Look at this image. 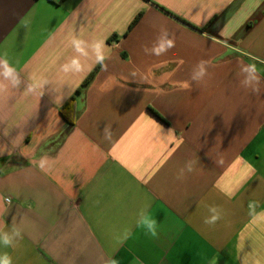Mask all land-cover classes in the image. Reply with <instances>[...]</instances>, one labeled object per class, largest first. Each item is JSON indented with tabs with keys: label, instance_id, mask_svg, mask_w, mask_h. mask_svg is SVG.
I'll return each mask as SVG.
<instances>
[{
	"label": "crops",
	"instance_id": "obj_1",
	"mask_svg": "<svg viewBox=\"0 0 264 264\" xmlns=\"http://www.w3.org/2000/svg\"><path fill=\"white\" fill-rule=\"evenodd\" d=\"M164 29L175 46L146 52ZM74 37L107 56L82 94L99 64L61 70ZM3 53L23 81H0V231L23 234L0 246L12 264H264L248 207L264 211V0H0ZM247 64L259 93L240 85ZM145 208L157 238L137 226Z\"/></svg>",
	"mask_w": 264,
	"mask_h": 264
},
{
	"label": "clouds",
	"instance_id": "obj_2",
	"mask_svg": "<svg viewBox=\"0 0 264 264\" xmlns=\"http://www.w3.org/2000/svg\"><path fill=\"white\" fill-rule=\"evenodd\" d=\"M71 45L75 52L76 56H73L68 62L61 65V70L64 73H79L83 70V65L81 63L80 57H88L93 55L95 62L102 67L105 65L107 56L105 55V44L103 41L95 42L90 46L87 42L73 38ZM175 46V37L171 36L166 29L162 30L160 35L157 37L156 41L153 43L152 47L145 48V51L156 56H160L168 52L171 48ZM241 73H246L240 79L241 87L245 89H250L253 93L260 92L261 76L259 75L256 64H247L241 65L238 76ZM208 75V62L201 60L199 61L192 73L190 80L199 84L204 78ZM0 81L6 82L4 85L5 88L10 87L11 89H19L23 86V81L20 75V72L17 68L12 65L7 59V53L0 54ZM185 88H190L191 84L186 82ZM33 86H27L25 88L26 93H31L33 91ZM110 131L108 128H105V138H110ZM49 157L41 156L38 162V167L41 171L50 172L51 166L49 165ZM186 170L192 172L193 163L189 162L186 165ZM185 169H181L180 177L183 176ZM178 177V178H180ZM249 215L251 216V222L257 226L264 225V211H257V203L250 202L249 205ZM209 216L205 217L204 223L208 226H214L221 218V211L215 207L211 206L208 209ZM137 226L145 230L147 235H150L152 238L158 237L157 231V221L150 214L147 213V209L141 210L139 217L137 219ZM23 238V234L20 229L12 227L7 231H0V246L5 248L12 246L16 241ZM0 264H12V259L7 253L0 254ZM109 264H116V262L110 261ZM255 264H260L259 260L255 261Z\"/></svg>",
	"mask_w": 264,
	"mask_h": 264
},
{
	"label": "trees",
	"instance_id": "obj_3",
	"mask_svg": "<svg viewBox=\"0 0 264 264\" xmlns=\"http://www.w3.org/2000/svg\"><path fill=\"white\" fill-rule=\"evenodd\" d=\"M142 14H139L135 21L131 24V28L136 25V23L140 20ZM101 65L97 66L96 69L87 77V79L82 84L81 88L78 90V94L84 93L88 86L92 83L97 73L100 71ZM76 111H77V103L76 97H72L70 101L66 104L64 108H62L61 113L66 121L70 124H75L76 121Z\"/></svg>",
	"mask_w": 264,
	"mask_h": 264
},
{
	"label": "built area",
	"instance_id": "obj_4",
	"mask_svg": "<svg viewBox=\"0 0 264 264\" xmlns=\"http://www.w3.org/2000/svg\"><path fill=\"white\" fill-rule=\"evenodd\" d=\"M8 202H10V200H8Z\"/></svg>",
	"mask_w": 264,
	"mask_h": 264
}]
</instances>
